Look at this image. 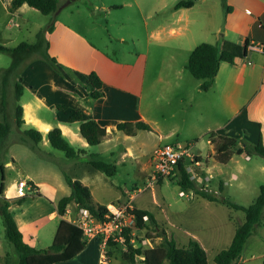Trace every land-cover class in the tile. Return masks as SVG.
<instances>
[{"label": "crops", "instance_id": "obj_1", "mask_svg": "<svg viewBox=\"0 0 264 264\" xmlns=\"http://www.w3.org/2000/svg\"><path fill=\"white\" fill-rule=\"evenodd\" d=\"M11 1L0 0V9L24 18L30 6L23 4L13 9L10 7ZM74 1L66 4L67 0H60V4L64 5L54 15L53 29L45 32V38L49 41L48 51L58 60L56 66L50 64L42 56V58H33L30 55L25 58L18 55L13 63V67H18V73H20L17 79L13 80V85L15 86L16 81L23 84L19 103L23 107L22 119L24 121L20 128L25 130L34 127L40 130L43 134L41 146L51 152L48 132L54 127H60L75 147L85 149L79 157L72 159L76 165L84 162L81 160L82 157L87 161L91 153L104 157V152L109 151L106 149L107 146L102 147L101 144L104 142L111 145L109 156L114 157L116 153L114 147L118 145V140L123 141L120 156L114 160V163L118 166L120 162H125L129 158L136 159L143 168L151 169V172L147 182L145 181L142 186L136 184L133 192L127 193L125 200L119 202L127 203L131 208L150 209L165 229L174 232L183 243L189 241L190 238L198 239L206 248L210 264H216V254L227 248L233 240L236 230L235 219L243 221L245 212L241 209L232 211L227 204L196 194L191 189L180 187L177 197L165 194L161 189L163 180L150 184L154 162L152 159L142 160L141 154L140 156L136 154L134 145L128 141L133 135L126 134L124 131L122 134L116 129L117 124L122 121L143 119L150 122L141 104L145 91V78L142 70L145 54L140 53L135 64L120 63L115 60L110 53L88 39L82 30L60 17L64 9ZM89 1L86 0V3L89 4ZM228 3L232 9L226 14L225 25L218 28L221 35L218 44H221L224 39L240 44L248 40V54L244 58H237L235 63L222 62L210 89L218 88L229 111L234 112L236 117H242L243 120L237 127L231 128L228 124L220 125L214 131L224 136L238 137L246 129L248 131L246 135L253 143L258 142L260 137L264 142V51L254 47L258 43L264 44V0H228ZM193 6L174 7L178 13L175 21H183L185 17L188 19V11ZM102 7L105 5L103 4ZM186 23H188L187 20ZM161 27L165 30L169 28L170 32L175 31L174 28H170V24H164ZM0 39L3 40L4 37ZM3 44L7 45L6 42ZM18 61L23 62L18 65ZM93 70L103 80L101 89L104 94L97 98L91 95L93 86L88 76ZM222 70L223 73H221ZM6 77L7 74L2 77L4 84L0 87V117L2 119H5L9 111L12 113L14 111L15 114V105L10 109L4 100V89L5 87L7 89ZM58 103L66 104L67 108H59ZM77 110L81 111L83 120L95 119L107 128V134L99 144L101 149L97 152H91L90 144L81 134V121L68 120L71 113ZM13 121L16 123V118H13ZM159 135L160 139L164 138L162 133ZM208 141L213 150L206 159L201 153L195 152L200 165H194V168L198 170L196 171L198 174L209 177V180H205L209 181V186H204L209 187L211 191L218 192L219 190L218 193H221L222 190H217L211 185L212 171L217 168L220 173H223L224 169H221L220 165H227L234 158L235 153L228 162H220L213 143L209 139ZM11 142L9 150L14 159L12 161L15 163L22 157L27 158L31 166L28 169L24 168L25 177L33 181L36 192L41 194L33 191L28 200L23 202L24 204L13 203L10 208L25 240L38 248L47 247L53 241L57 226L61 221L60 217L57 223H53L56 219L55 214L58 213V202L63 196L70 195L72 188L66 181L62 170L64 167L54 162L44 161L24 143L17 140H11ZM246 159H251V156L247 154ZM7 165H11V160L2 163L1 168L4 170ZM259 169L264 172V164ZM201 171L204 173H200ZM74 177L81 179L78 174ZM233 177H238V175L233 173ZM205 181L196 180L199 185H203L200 183ZM219 181L220 186L222 182H227L222 179ZM12 189L14 194H8L3 185V195L8 198L17 197L16 186ZM93 198L100 202L95 199L94 194ZM45 202L49 205H45ZM109 203L113 202H106V204ZM18 206H21V210L18 209L20 212L15 210L19 208ZM32 207L38 208L39 212L31 213ZM68 207L71 211L66 214V217L75 216L78 210L77 205L71 203ZM50 213H54L55 217L50 218ZM48 224H50V229L42 237V227ZM26 231H31L29 238H27ZM95 242V248L89 243L72 259L55 264H111L110 259L102 251L99 241ZM255 260H260V264H263L264 221L260 227V233L248 237L238 264H250ZM0 264H18V258L14 262L9 252L5 255L0 253Z\"/></svg>", "mask_w": 264, "mask_h": 264}, {"label": "rangeland", "instance_id": "obj_2", "mask_svg": "<svg viewBox=\"0 0 264 264\" xmlns=\"http://www.w3.org/2000/svg\"><path fill=\"white\" fill-rule=\"evenodd\" d=\"M177 1L90 0L87 4L86 0H75L64 9L60 16L82 30L88 39L110 53L120 63L135 64L139 54H145L142 68L145 91L141 104L152 129H140L137 135L130 136L128 140L134 145L136 154L139 156L141 154L142 160L152 159L154 148L167 142L189 145L192 151L201 153L206 159L213 150L208 141V133L220 125L228 124L231 128L237 127L243 120L242 117H236L234 112L229 111L218 88L201 89L203 79L194 77L186 68L191 48L203 41L218 43L221 39L218 28L225 25L228 13L222 0H195V5L188 11V19L185 17L179 22L175 21L178 13L174 5ZM103 4L105 7H102ZM96 5L98 7H95ZM53 22L52 15L43 14L31 6L24 18L0 9V37H4L3 40L0 39V42H6L12 47L22 41L35 42L38 39V32L40 30L45 32ZM164 24H170V28H174L175 31L170 32L169 28L168 30L162 29L161 26ZM41 49L42 51H29L28 53L31 54L30 57L40 58V52H43L45 47ZM16 56L13 53L0 51V87L4 84L2 77L7 74L6 104L10 109L15 105L13 80H16L20 74L18 73L19 68L13 67ZM21 62L23 61H18V65ZM13 118H15L14 111L6 113L5 119L10 123V132L0 142V187L4 185L8 194H14L12 188H15L20 178L26 176L24 168L28 169L31 166L26 157L20 158L15 163L12 161L14 159L9 150L11 140L24 143L17 138L22 129L14 123ZM120 133L124 134L121 130ZM160 133L164 135L163 139L159 138ZM246 134L248 131L244 129L243 134L237 138L253 143ZM24 144L31 148L29 144ZM101 145L103 148L107 146L106 149L110 151L109 143L104 142ZM123 145V141L118 140V145L114 147L115 156H109L108 151L104 152L105 156L101 158L114 162L119 158ZM50 147L51 152L41 146L42 153L40 154L31 149L44 161L54 162L64 167L63 172L72 176L78 174L81 180L91 188L95 199L100 202L123 204L120 202L125 200L126 194L133 192L136 184L142 186L145 181L147 182L151 172V169L143 168L136 159L129 158L118 164L116 174L107 175L104 171L89 164L82 156L81 160L84 162L76 165L72 162L73 158L67 157L62 150ZM100 149L99 144L90 145L91 152H97ZM246 155V151L242 154L235 153L234 158L227 165H220L221 169H224L223 173L215 168L211 175V185L217 190L220 186V179L227 181L222 182V191L219 194L243 205H249L257 197L260 184L264 183V172L259 169L264 164V157L252 154L251 159L248 160ZM7 160H11V165H7L3 170L1 165ZM200 173L203 174L204 171ZM233 173H236L238 177H233ZM200 184L209 186L210 183L205 181ZM179 188L175 178L164 177L161 189L165 194L177 197ZM45 205L48 206V202H45ZM20 207L15 210L20 212ZM30 212L38 213L39 209L32 207ZM55 218L54 224L58 222L60 216L57 215ZM49 226L50 224L42 227V237L50 229ZM26 232L29 238L31 231ZM148 233L150 235H147ZM257 233H260V229ZM135 238L136 243L142 247H152L161 242V237L156 236L153 231L149 232L145 227L137 228ZM46 240L45 238L44 241ZM95 241L100 243L98 238H92L88 244L90 243L95 248ZM123 251L124 246L119 243V245L111 246V255L107 254L108 250L105 254L111 264H130L123 259ZM6 252L11 254L14 262L17 260L16 249L6 236L4 218L0 213V253L5 255ZM250 264H260V260H255Z\"/></svg>", "mask_w": 264, "mask_h": 264}, {"label": "trees", "instance_id": "obj_3", "mask_svg": "<svg viewBox=\"0 0 264 264\" xmlns=\"http://www.w3.org/2000/svg\"><path fill=\"white\" fill-rule=\"evenodd\" d=\"M222 2L225 10L229 12L232 6L228 3V0H222ZM23 4H28L43 14L52 15L53 19L55 13L61 6L60 0H12L10 7L14 9ZM193 5L194 0H178L174 7H191ZM52 29L53 24L49 25L47 30ZM45 32L40 30L37 34L38 39L35 42L22 41L15 47H9L0 42V51L13 53L17 56L19 54L18 52H21L19 55L25 58L31 55L28 53L29 51H42L41 48L44 46L45 49L43 52H40V55L53 66H56L58 60L56 57L50 55L48 51L49 41L45 38ZM248 46V40L244 44L230 39H224L221 44L207 41L200 42L191 51L186 68L194 77L203 79L201 88L208 90L214 83L221 63H235L237 58L246 57L248 54ZM88 76L93 86L91 95L95 98L102 96L104 94V91L101 89L103 80L100 75L93 70ZM22 92L23 84L20 81H16L15 118L18 126L24 121L22 119L23 107L19 103ZM6 96L7 89L5 87V102ZM57 106L62 109L67 108L66 104L61 103H58ZM68 120L81 121L80 132L90 145L100 144L107 134V128L97 120H83L82 113L79 110L71 113ZM116 129L122 130L126 134L134 135L138 130H150L152 126L147 121L139 119L136 121L119 122ZM9 132L10 123L6 119H0V140L5 138ZM47 137L52 147L62 150L69 158H77L85 150L75 147L64 135L60 127L50 129ZM17 138L29 144L39 154L42 153L40 143L43 139V134L40 130L34 127L27 128L20 131V136ZM208 139L214 145L217 158L223 163L228 162L234 153L241 154L244 151L248 155L259 154L264 157V142L262 137L259 138L258 142L251 143L244 139L228 137L217 134L215 131H210L208 133ZM87 161L96 169L104 171L107 175H114L118 171L116 163L99 157L97 153H91ZM186 164L187 161L181 160L177 166L176 173L168 177L171 179L175 178L178 185L183 189H191L196 194L227 204L232 210L241 209L245 212V219L243 221L235 219L236 230L231 244L227 248L220 250L215 256L216 264H238L248 237L252 234H257L264 221V183L260 184V191L257 197L249 205H243L228 197L222 196L218 192L211 191L207 186L199 185L191 177ZM64 175L66 181L72 188V192L70 195L63 196L59 200L58 213L64 214L67 207L71 203H74L78 208L81 206L88 208L95 217L103 218L108 212V204L95 201L91 188L81 179L67 172H64ZM163 179L164 177H159L158 182H162ZM31 182L33 183V181ZM219 189L222 190V186ZM33 191L36 192L35 189ZM28 196L31 195L8 198L3 195V185L0 187V213L4 218L6 236L16 249L18 264H55L67 261L75 257L87 246L89 241L85 238L82 229L64 218H60L61 221L57 226L53 242L49 246L38 248L26 241L10 207L13 203H23ZM129 212L135 216L134 225L124 229L125 241L123 243L114 241L113 238L109 240V247L105 249V252L108 250V255H111V246H116L120 243L125 246L122 257L130 264H210L206 248L198 239L190 238L186 243L181 242L174 232L165 229L164 225L150 209L132 208L129 209ZM138 227H145L149 232H155L156 236L161 237V242L152 247L139 246L135 238ZM132 231L135 233L132 234ZM147 235H150V233ZM132 238H134V241H132Z\"/></svg>", "mask_w": 264, "mask_h": 264}, {"label": "built area", "instance_id": "obj_4", "mask_svg": "<svg viewBox=\"0 0 264 264\" xmlns=\"http://www.w3.org/2000/svg\"><path fill=\"white\" fill-rule=\"evenodd\" d=\"M254 47L264 51V44L262 43H258ZM152 159L154 169L149 181L150 184L157 182L159 177L174 175L181 160L188 161L186 166L192 178L198 181L209 180V177H204L196 172L194 165L198 166L200 162L197 159V154L192 151L189 145L168 142L159 144L154 148ZM33 189H35L34 184L27 177L20 178L16 183L17 196L29 195L30 192L33 193ZM107 207L108 212L103 218L95 217L88 208L83 206L78 208L73 217H66V214L71 211L69 207L64 214L56 212L55 216L59 215L80 227L88 241L92 238H98L105 253V249L109 247V240L113 238L114 241L123 243L125 241L124 229L133 226L135 222V216L129 212V209L132 208L127 203L121 205L109 203ZM49 216L50 218L55 217L54 213H50ZM134 233L132 231V234Z\"/></svg>", "mask_w": 264, "mask_h": 264}, {"label": "water", "instance_id": "obj_5", "mask_svg": "<svg viewBox=\"0 0 264 264\" xmlns=\"http://www.w3.org/2000/svg\"><path fill=\"white\" fill-rule=\"evenodd\" d=\"M71 1H73V0H67L66 4H67V3H70ZM63 5H64V4H63ZM63 5H61V6L59 7V9L57 10V12L62 8Z\"/></svg>", "mask_w": 264, "mask_h": 264}]
</instances>
